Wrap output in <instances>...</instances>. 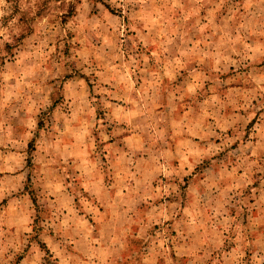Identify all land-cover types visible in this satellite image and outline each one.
I'll return each instance as SVG.
<instances>
[{
  "label": "clouds",
  "instance_id": "1",
  "mask_svg": "<svg viewBox=\"0 0 264 264\" xmlns=\"http://www.w3.org/2000/svg\"><path fill=\"white\" fill-rule=\"evenodd\" d=\"M0 264H264V0H0Z\"/></svg>",
  "mask_w": 264,
  "mask_h": 264
}]
</instances>
